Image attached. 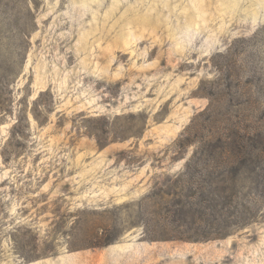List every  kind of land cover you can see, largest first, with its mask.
Listing matches in <instances>:
<instances>
[{"label":"rangeland","instance_id":"obj_1","mask_svg":"<svg viewBox=\"0 0 264 264\" xmlns=\"http://www.w3.org/2000/svg\"><path fill=\"white\" fill-rule=\"evenodd\" d=\"M238 76L255 83L243 98ZM0 103V264H264V198L222 237L143 233L179 199L161 189L192 119L264 141V0H0Z\"/></svg>","mask_w":264,"mask_h":264},{"label":"trees","instance_id":"obj_2","mask_svg":"<svg viewBox=\"0 0 264 264\" xmlns=\"http://www.w3.org/2000/svg\"><path fill=\"white\" fill-rule=\"evenodd\" d=\"M235 70L236 66L231 64ZM236 89V94L243 98V88L255 85L253 78L245 81L241 77L229 80ZM219 84V82H218ZM222 90L211 91V101ZM228 94V93H227ZM226 93L222 97L229 102ZM243 100L246 99H242ZM236 104V103H235ZM6 105L0 103V110H5ZM211 108V102L206 110ZM225 130H214L203 133L202 127H198L195 118L186 128L184 138L178 140L180 147L193 144V152L187 159L183 171L173 179L171 187L161 189V194L172 195L179 198L174 201V206L164 205L156 208L155 213L163 217V222H155L147 227L143 225L145 238L157 239H184L194 240L222 237L234 226H241L254 220L258 215L257 202L263 199L261 193L264 185V165L258 162V155L264 153V141L258 136L260 131H249L232 119L226 121ZM201 164V165H200ZM255 174V179L250 177L255 184L249 189L248 204L240 203L238 191L235 190L242 168ZM159 194L154 191L145 196L151 199ZM182 197L187 200H182ZM143 202L140 201V204ZM139 204V205H140ZM179 219H181L179 221ZM171 230L160 235L159 232ZM83 247H95L108 244L110 239L93 240L87 238Z\"/></svg>","mask_w":264,"mask_h":264},{"label":"crops","instance_id":"obj_3","mask_svg":"<svg viewBox=\"0 0 264 264\" xmlns=\"http://www.w3.org/2000/svg\"><path fill=\"white\" fill-rule=\"evenodd\" d=\"M134 249H135V246L132 244H125V245H120V247H117V250H119L122 254H124V252L134 250Z\"/></svg>","mask_w":264,"mask_h":264}]
</instances>
